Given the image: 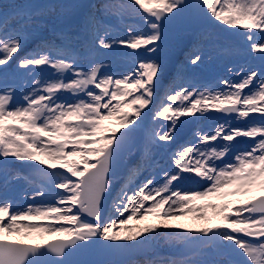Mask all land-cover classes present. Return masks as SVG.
I'll return each instance as SVG.
<instances>
[{"label": "snow or ice", "instance_id": "6c2138e0", "mask_svg": "<svg viewBox=\"0 0 264 264\" xmlns=\"http://www.w3.org/2000/svg\"><path fill=\"white\" fill-rule=\"evenodd\" d=\"M188 7L187 0H128L127 5L102 6L105 13L127 9L148 29L129 26L127 38L121 39L109 38V29L95 11L85 13L55 31L58 43L41 39L33 53L17 57L16 69L53 70L46 79L32 76L23 102L8 83L10 62L45 27L43 13L30 5L13 4L0 10V167H7L9 157L46 166L29 165L47 178L31 198L54 201L10 211L12 201L0 200V264H84L72 256L101 241L108 242L104 248L143 256L142 261L102 264H264V196L225 199L247 196L257 187L264 191V0H198L194 7L216 27L233 35L242 30L248 54L257 63L238 70L236 81L221 80L224 87L220 89L177 86L152 111L149 106L155 107L159 78L166 68L159 57L166 43L164 27ZM82 37L89 38L88 42ZM118 46L132 50L124 54L134 58V70L115 78L91 56L100 49L116 52ZM187 62L198 65L202 56L197 52ZM144 109H149L154 122L153 144L174 142L178 128L186 123L181 117H203L209 110L245 127H233L226 121L212 131H197L199 143L182 145L172 156L175 170L164 171L162 179L149 176L137 185L134 180L140 169H132L112 200L111 211L117 215L106 217L104 204L112 190L113 162L125 139L136 131L142 114L148 115ZM113 119L125 128L133 127L119 136L115 132L105 135L104 122ZM238 137L248 138L250 147L226 160L236 147L232 142L239 143ZM218 140L221 143H213ZM57 168L64 171L57 172ZM185 181L202 183L203 190L182 191L179 185ZM196 201L209 202L196 205ZM190 213L203 226L188 229L191 234L174 231L186 225L172 221ZM150 217L159 223L144 224ZM162 234L187 247L199 243L205 246L202 252L207 249L222 259L194 261L145 247L155 244ZM13 235L21 239L7 238ZM47 236L58 239L24 242L46 241Z\"/></svg>", "mask_w": 264, "mask_h": 264}, {"label": "rangeland", "instance_id": "374dc122", "mask_svg": "<svg viewBox=\"0 0 264 264\" xmlns=\"http://www.w3.org/2000/svg\"><path fill=\"white\" fill-rule=\"evenodd\" d=\"M42 4H44V1H41ZM128 0H89V4L87 7L85 8H90L93 7V11L96 12V15L100 18V20L103 22V26L107 27L109 29V38L112 39H121V38H127L128 35V28L129 26H131L134 29L137 30H142L145 31L146 26L142 23V21L140 20V18L136 15H134L133 13H131L130 11H128L127 9L124 10H120L117 8H113L111 10L110 13H105L101 10L102 6L105 5H127ZM26 5V1L25 0H0V10H8L9 6L11 5ZM78 5V4H77ZM47 9L44 10L43 16L41 17L42 20H45V27H43L42 29L39 30V33L37 34V36L31 39H29L27 41V44L24 48L21 49L20 52H18L16 54V56H14V59L16 61L17 57H23L25 55H28L29 53H33L34 50L37 48L39 42L41 39H46V40H51V41H55L56 37L55 36H51L48 33L47 30V25L50 22H53L54 20H56L57 18V14L59 9L55 6H50L48 4H46ZM124 14L125 15V19L124 21H120L118 19V15L119 14ZM218 23V22H217ZM221 29H217L214 33L218 34V31ZM165 33V37H166V43H170L173 42L175 44L174 49L172 50V56L176 57V60L178 62H180L179 60L184 59V55L178 54L179 51V41L181 38H183V36H186L184 34H176V33ZM187 37V36H186ZM206 37L205 36H201L199 38H197L196 40L194 39V41H196V43H194V47L190 48L187 50V57H185V60L183 62V64H186L185 68H187L190 64L187 62L188 58L195 55L197 52H199V54H201L202 56V62L200 64H198V66L196 67V74L195 73H179L176 78L172 81L169 82L167 80V82H165L166 84H168L167 89L165 88H158L157 89V93H156V97H155V107L153 105L151 106L152 111H155L156 107H159L161 103L164 102L165 100V95L168 91L172 90L173 88H176L177 86L180 85H184V86H191V87H195L201 91H203L204 89H220L223 88L224 85L220 84L219 82L221 80L225 79H229L226 76V74L222 75L221 79L215 80L217 78H213L211 83H213V87H201V78H199V75H202L201 73V68H202V63H205L206 65H212V67L215 66L214 70L215 71H220L225 69L224 68V64L222 61H219L217 58V55L213 54V55H209L208 51L210 48V44L209 43H204V40L207 38H203ZM259 38V37H258ZM85 43V42H84ZM129 49L124 48V47H119L118 46V50L116 52H113V54H110V50H106V49H100L99 51L93 52L95 53V55L92 53L91 59L96 60L97 62H100L102 64L105 65V68L112 66V65H117V64H123L127 61V55H125L124 53H126ZM210 53H214L215 50L213 48H210ZM101 55L102 54V58L99 60L96 58L97 55ZM227 59V55L224 57V60ZM165 61V59L163 60ZM17 72L20 76V81L22 83V88L17 90V96L20 99V102L22 101V96L23 94L31 87L30 85V81L33 75H36L37 78H49L52 77L53 75V70L50 68H34L31 72H28L25 69H17ZM27 72V74L25 75L24 73ZM190 72V70H189ZM124 75V74H122ZM122 75H120L117 78H120ZM115 77V76H114ZM163 76L161 77V81L163 82V80L165 81V79H163ZM224 77V78H223ZM116 78V77H115ZM165 78V77H164ZM2 79L0 78V86H2ZM173 79V78H172ZM171 79V80H172ZM187 79L184 83L183 80ZM215 80V81H214ZM10 79L8 78V83H10ZM208 84V85H210ZM164 93V94H163ZM163 96V98L161 99V97ZM210 110L207 112L209 113ZM152 118H150V121L146 120L145 118H143L141 116L140 120L138 121V125H145L146 128L143 131H138L137 129L139 128V126L137 127L136 131L129 136V138L131 139L130 142V147L128 149V154H127V162L125 164V168L123 170V172L121 174H119L117 177H120L122 174H126L128 173L127 171V166H128V162L132 160L133 162V169L135 164L138 162V151H142L140 153L141 157H148L147 155V151L150 148V139H151V132L154 126V122L153 124L149 127V124L152 123ZM160 123L162 124H167L168 121H164L161 120ZM133 127L132 125H129L127 128L123 127V129L121 131H119V134L123 133V132H127L129 128ZM141 137H144V139H140ZM176 137L178 138V132L176 134ZM146 138V141H144ZM241 137H238L237 140L239 141V143H236V149H243L245 148V145L247 142H245V139H240ZM195 139H198L197 137ZM195 144H198L199 141L194 142ZM213 143H217L218 142H213ZM248 143H250V141H248ZM161 144H164V142H158V143H151V146L153 147L152 151H155L157 153H159L160 151V146ZM189 144V143H188ZM185 146L187 144H184ZM144 149V150H142ZM176 149V148H175ZM241 151V150H240ZM13 157H9L8 158V164L6 168L0 167V197H4L6 198V194L9 193V200L12 201L13 204V208L10 211H16L17 209H24L27 208L29 205H36L34 204L36 201V199H32V195L35 192L36 189L40 188L41 186L39 185V182L37 180H47L46 177H44L41 173H38L34 170H32L31 172L34 171V173L31 174L30 177V181L25 182V180H22V178L20 177V175H18L16 172L18 171L16 167V165L18 164H25L28 162H21L15 158L11 159ZM131 159V160H130ZM170 163L172 164V160L170 161ZM41 167H46L43 165H40ZM140 169L141 173H144L146 171V175H144V179L145 180L146 177L152 176V177H156L157 172L155 169L153 170H147V167ZM159 170L162 171V173H164V171H174L175 170V166H165V165H161L159 168ZM48 171H52L51 169H48ZM55 171L59 172V171H64L63 169H59L57 168ZM154 172V173H153ZM156 173V175H155ZM36 175V176H34ZM7 177V179H6ZM17 177H19L17 179ZM115 178L112 179V190H111V197L112 199L115 198L116 194L119 192L120 188L122 187V183H121V177L120 178ZM137 178V177H136ZM18 180V181H16ZM138 182V181H137ZM194 181H185L183 183H181L179 185V187L181 188L182 191H197V190H203L202 188H198V187H192V183ZM194 185V184H193ZM258 188V187H257ZM254 188V190L250 193H248V195L251 194V196L256 193L259 192L260 189ZM55 192L59 193L62 192L61 189H54ZM247 197H251L248 196ZM14 197H20V200L18 202L14 201ZM58 198V197H57ZM237 199V201H241V200H247L246 196H235V200ZM209 201L205 202V201H196V205H200L203 203H208ZM39 205V204H38ZM211 211V210H209ZM209 215H211V213L208 212ZM113 215H117L115 213H113L112 211L109 213L108 216H113ZM195 214L194 213H190L188 216L182 217L179 220L176 221H172V223H182L183 219H190L193 222V226L192 228H188V229H195L196 227H200L203 226V222L202 221H198L194 218ZM35 223H43V224H47L50 221H33ZM133 223H135V221H133ZM144 224H149V223H159V221L155 218V217H150L148 220L143 221ZM188 229H175L174 231H183L186 234H191L188 233L187 230ZM161 232L163 233V229H161ZM10 239H16V240H20L21 237L18 236H11V237H7ZM48 238H56L55 236H47L46 239ZM37 240H26L24 242H34ZM43 242V241H41ZM156 247L161 248L163 251H181L187 248V246H185L183 243L179 242V241H171L169 240L166 236H164L163 234L157 238L155 244ZM205 246H203L202 248H204ZM201 248V249H202ZM167 256V255H164ZM193 259L194 261L196 260H204V259H213V258H217V259H222V257H217L215 256L214 253L209 252L207 249H205L203 252L200 250L198 251L197 254L192 255L191 257H188ZM143 259L139 260L142 261ZM116 261H119L118 259Z\"/></svg>", "mask_w": 264, "mask_h": 264}, {"label": "water", "instance_id": "95a60500", "mask_svg": "<svg viewBox=\"0 0 264 264\" xmlns=\"http://www.w3.org/2000/svg\"><path fill=\"white\" fill-rule=\"evenodd\" d=\"M107 208H108V202L107 200L105 199V204H104V212L106 213L107 212ZM96 245H90L88 246L87 248H84V249H80V251L82 253L85 252L86 249H89V248H93L95 247ZM139 256H142V255H136L135 257H139ZM112 257H101L99 260H98V264H102V262L110 259ZM72 259L73 260H76V261H80V262H84V264H93V263H90L88 259H84L78 252H76L73 256H72ZM95 264V263H94Z\"/></svg>", "mask_w": 264, "mask_h": 264}]
</instances>
